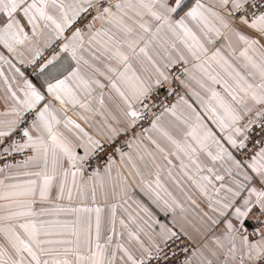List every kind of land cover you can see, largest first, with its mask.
I'll list each match as a JSON object with an SVG mask.
<instances>
[{"label": "snow or ice", "instance_id": "obj_1", "mask_svg": "<svg viewBox=\"0 0 264 264\" xmlns=\"http://www.w3.org/2000/svg\"><path fill=\"white\" fill-rule=\"evenodd\" d=\"M0 46V158L25 154L0 173L29 177L0 179V264H264V0H0ZM174 80L199 111H153ZM170 157L208 201L197 236Z\"/></svg>", "mask_w": 264, "mask_h": 264}, {"label": "crops", "instance_id": "obj_2", "mask_svg": "<svg viewBox=\"0 0 264 264\" xmlns=\"http://www.w3.org/2000/svg\"><path fill=\"white\" fill-rule=\"evenodd\" d=\"M186 2H188V6H191V3H194V0H186ZM203 2L207 4L210 2V0H203ZM0 52H3V54L5 56H8L10 59L12 58L11 55L2 46H0ZM13 63H16V66L19 67L21 71L25 73L26 76H28L29 78H32L34 82H37L35 80L34 74L29 76L28 72H26L25 67H27V65H21L15 60H13ZM0 67H2L4 74L8 76L9 79H11L13 72L9 69L8 65H0ZM17 79H19V77H17ZM100 79L102 83L107 84V81L103 77H100ZM187 83L189 87H185V85L183 84L186 89V95L183 97L185 100H187L189 104H192L199 111L200 109H199L198 104L196 103L195 97L192 96V91H200L201 94L203 93L199 89V87L196 85L195 81H188ZM99 91L100 90L97 89V92ZM103 91L105 92V104L108 106H111L112 100L109 99L108 89L105 88ZM94 95H96V93H94ZM6 103H11V102L5 100V86L3 84V80L0 79V113H3L6 110ZM93 106L99 107L96 100L93 101ZM77 111H80V110L70 109L68 112V115L71 116L73 119H76L77 122H80L82 126L86 128V130L94 134L93 128H89L87 125L83 124L82 121H79V118L76 116ZM189 111L190 109L187 108L186 104H183L182 102L179 104L178 112H189ZM88 115H91V114H88ZM9 118L10 117L0 116V119H9ZM101 119L102 117L100 116L94 117V120L97 122L100 121ZM167 119L169 118L168 117L165 118V121H164L165 123L167 122ZM209 126H212V125L210 124ZM149 147L151 146L149 145ZM170 159H173V163L177 165V167L173 169V173L174 175H176V178L179 181L180 187H177L176 184L172 180L168 179L166 166H164V171H162L161 176H162V182L165 183V185L169 188V190L173 193V195L184 206V212L181 215L176 216L175 220L177 221L178 227L183 226V228L186 229L193 236H197L198 234L196 232V229L201 227L200 218L203 215V213L209 212L210 215L212 214L210 209L207 206L208 201L201 194L199 188H197L195 184H193L186 177H184L182 173H179V167H178L179 161L175 160L174 157H170ZM161 164L163 166V161H161ZM216 169L218 170L220 175L225 176V180L216 181L215 178L213 177V184H215L216 187H219L221 183L229 184L231 182L230 178L227 176L224 169L221 167L220 163L216 164ZM204 174H207V173H204ZM6 177H11V178L6 179ZM0 179H4L6 184H11V183L22 182L24 180L29 179V177L18 176L16 175V170L13 169L11 171L5 170V172L0 173ZM209 194H212L211 185L209 186ZM130 195L132 196L134 200H139L142 204L147 206L150 209V211H152L153 214L157 216V218L160 219L162 222L171 224L173 220L172 215L168 214L167 216H165L163 213L157 210L155 206L150 203L148 198L143 193H141L138 188L134 187ZM0 203H5V201H0ZM64 203H67V201H64ZM129 204L131 205L130 210L135 209L136 211H139L137 206L135 204H132L131 201H129ZM117 215L118 216L124 215L123 209H118ZM117 227L119 228L118 224H117ZM249 231H251V226H249Z\"/></svg>", "mask_w": 264, "mask_h": 264}, {"label": "built area", "instance_id": "obj_3", "mask_svg": "<svg viewBox=\"0 0 264 264\" xmlns=\"http://www.w3.org/2000/svg\"><path fill=\"white\" fill-rule=\"evenodd\" d=\"M26 72H28V75H33L32 68L27 66L25 67ZM173 75L180 76V79H184V76L182 75V66H177L173 68L172 70ZM172 87L174 91L169 94L167 91V85H165V89L159 93L156 94L154 97L156 100V103L158 105L157 108L153 109L154 112L159 114L160 111L163 110V106L170 107L172 104H177L180 100V97H183L186 95V89L183 84L180 83V80H174ZM162 102V104H161ZM142 126L144 128L149 127L148 121H143ZM140 129H137L139 131ZM14 136H18L17 134H14ZM25 158V154H16L14 157H8V158H0V167H3L5 163H15L16 161L22 160Z\"/></svg>", "mask_w": 264, "mask_h": 264}]
</instances>
